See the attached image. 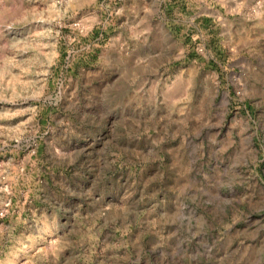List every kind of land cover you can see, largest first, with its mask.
<instances>
[{"label": "rangeland", "instance_id": "1", "mask_svg": "<svg viewBox=\"0 0 264 264\" xmlns=\"http://www.w3.org/2000/svg\"><path fill=\"white\" fill-rule=\"evenodd\" d=\"M0 264H264V0H0Z\"/></svg>", "mask_w": 264, "mask_h": 264}]
</instances>
